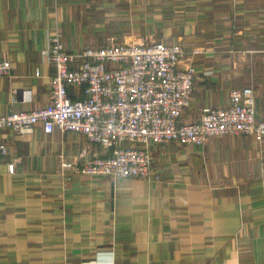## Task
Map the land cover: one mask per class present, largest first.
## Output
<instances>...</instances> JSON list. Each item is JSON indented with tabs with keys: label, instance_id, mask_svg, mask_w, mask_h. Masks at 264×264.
I'll use <instances>...</instances> for the list:
<instances>
[{
	"label": "crops",
	"instance_id": "0c3cea01",
	"mask_svg": "<svg viewBox=\"0 0 264 264\" xmlns=\"http://www.w3.org/2000/svg\"><path fill=\"white\" fill-rule=\"evenodd\" d=\"M55 32L71 52L110 38L181 45L196 69L182 123L244 87L264 121V0H0V115L49 102ZM0 140V264H264V142L158 145L156 182L62 169L101 152L80 133L38 124Z\"/></svg>",
	"mask_w": 264,
	"mask_h": 264
},
{
	"label": "built area",
	"instance_id": "2783aa9c",
	"mask_svg": "<svg viewBox=\"0 0 264 264\" xmlns=\"http://www.w3.org/2000/svg\"><path fill=\"white\" fill-rule=\"evenodd\" d=\"M61 37L55 32L46 51L55 69L49 102L37 110L0 115V130L26 134L40 124L45 134L55 129L80 133L101 147V152L62 160V169L158 182L161 173L151 152L158 145H202L221 135H246L264 142V121L256 119L250 87L232 89L225 106L203 107L195 122L180 121L191 104L196 73L181 45L110 38L103 46L71 52ZM9 68L8 60H0V76ZM69 88L83 96L72 99ZM6 153V143L0 140V155ZM13 168L8 164L9 172Z\"/></svg>",
	"mask_w": 264,
	"mask_h": 264
}]
</instances>
